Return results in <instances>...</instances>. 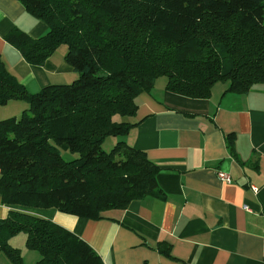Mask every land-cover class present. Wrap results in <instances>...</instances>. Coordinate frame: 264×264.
Wrapping results in <instances>:
<instances>
[{
    "label": "trees",
    "instance_id": "1",
    "mask_svg": "<svg viewBox=\"0 0 264 264\" xmlns=\"http://www.w3.org/2000/svg\"><path fill=\"white\" fill-rule=\"evenodd\" d=\"M47 32L13 29L4 41L29 65L59 48L77 78L30 94L0 57V106L25 104L0 120V197L4 205L54 209L100 220L131 201L158 197L159 168L122 140L135 97L164 78L167 92L208 99L212 87L246 93L264 86V0H17ZM65 152L77 158L64 161ZM24 235L34 264H103L80 238L49 220L9 210L0 219V254L23 264L10 240Z\"/></svg>",
    "mask_w": 264,
    "mask_h": 264
},
{
    "label": "crops",
    "instance_id": "2",
    "mask_svg": "<svg viewBox=\"0 0 264 264\" xmlns=\"http://www.w3.org/2000/svg\"><path fill=\"white\" fill-rule=\"evenodd\" d=\"M13 29L37 39L47 28L17 0H0V57L25 91L77 78L64 47L41 66L27 64L4 41ZM158 80L135 97L133 126L123 140L159 168L160 196L131 201L100 220L4 205L0 197V219L17 210L49 220L84 241L103 264H264V86L238 94L217 83L208 99H190ZM11 102L21 105L0 106V119L25 109Z\"/></svg>",
    "mask_w": 264,
    "mask_h": 264
},
{
    "label": "rangeland",
    "instance_id": "3",
    "mask_svg": "<svg viewBox=\"0 0 264 264\" xmlns=\"http://www.w3.org/2000/svg\"><path fill=\"white\" fill-rule=\"evenodd\" d=\"M162 79H164V78H159V80H162ZM159 80H158V82H159ZM220 83H223V82H220ZM15 103L11 102L10 104H7V105H9L8 107H10L11 109H13V108L10 105H17V104L21 105L17 102H15ZM5 106H1V107H5ZM24 107L26 108V106H24ZM1 109H4V108H1ZM20 114L17 115V117L20 116ZM11 117H5V118H2L0 120H4L7 118H11ZM119 140L124 141L123 137L122 138H107L105 140V143L102 146L103 150L105 152H109L111 150V148L113 147V145ZM61 155H62L63 160L67 161V162L77 158V154H71L70 152H65L63 150H61ZM24 240H25L24 235L19 234L18 236L15 237L14 240H12V239L10 240V245L17 247L21 250L22 257H23V264H34L39 259V255L36 252L27 250L24 246ZM0 264H10L8 259L3 254H0Z\"/></svg>",
    "mask_w": 264,
    "mask_h": 264
},
{
    "label": "built area",
    "instance_id": "4",
    "mask_svg": "<svg viewBox=\"0 0 264 264\" xmlns=\"http://www.w3.org/2000/svg\"><path fill=\"white\" fill-rule=\"evenodd\" d=\"M217 178L222 181V182H226L229 183L231 182L230 176L223 173V172H217L216 173ZM254 191H256L255 189H253ZM246 209V208H245ZM247 210V209H246Z\"/></svg>",
    "mask_w": 264,
    "mask_h": 264
}]
</instances>
